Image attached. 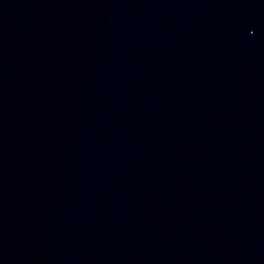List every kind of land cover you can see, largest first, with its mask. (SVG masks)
<instances>
[{
  "label": "water",
  "instance_id": "1",
  "mask_svg": "<svg viewBox=\"0 0 264 264\" xmlns=\"http://www.w3.org/2000/svg\"><path fill=\"white\" fill-rule=\"evenodd\" d=\"M0 264H264V0H0Z\"/></svg>",
  "mask_w": 264,
  "mask_h": 264
}]
</instances>
